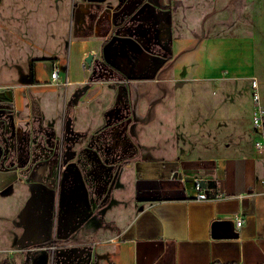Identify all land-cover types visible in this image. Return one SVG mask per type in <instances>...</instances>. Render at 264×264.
Here are the masks:
<instances>
[{
    "label": "rangeland",
    "instance_id": "obj_1",
    "mask_svg": "<svg viewBox=\"0 0 264 264\" xmlns=\"http://www.w3.org/2000/svg\"><path fill=\"white\" fill-rule=\"evenodd\" d=\"M40 1L21 0L30 9L22 6L14 20L9 0H0V169H12L24 185L46 153L63 148L67 167L83 148L94 156L92 171L101 182L94 194L97 201L102 196V210L121 182V148L129 158L224 156L246 152L261 137L250 121V87L201 53L215 27L198 24L194 43L178 47L187 34L183 0ZM211 48L215 54V44ZM90 52L94 59L83 65ZM56 69L64 76L52 81ZM257 80L264 94V52ZM42 98L50 106L58 99L64 108L63 133L37 114ZM22 134H29L25 156L15 148ZM53 193L52 218L48 201H39L48 195L37 193L35 208L29 206L32 214L37 210L34 226L0 231V264H73L62 246H51L50 253L36 248L26 260L25 234L27 244L49 243L67 223L57 216V188ZM71 211L65 205L66 218Z\"/></svg>",
    "mask_w": 264,
    "mask_h": 264
},
{
    "label": "crops",
    "instance_id": "obj_2",
    "mask_svg": "<svg viewBox=\"0 0 264 264\" xmlns=\"http://www.w3.org/2000/svg\"><path fill=\"white\" fill-rule=\"evenodd\" d=\"M20 1L9 0L14 20V13L22 6L30 9ZM30 2L42 6L40 0ZM183 3L187 34L177 42L178 47L194 43L193 32L198 24L201 28L215 27V37L207 36L202 41L201 53L207 59L212 54L218 67L235 71L250 87L251 121V79H257V60L264 52V0ZM180 4L176 1L174 6ZM214 44L215 54L209 51ZM63 76L60 73V78ZM52 101L50 106V101L42 98L37 114L45 124H53L56 132L60 128L63 133L66 113L58 106V99ZM102 112L104 115L106 108ZM62 133H56V137H62ZM52 155L48 152L43 159L58 180L64 162L62 151H58L57 160ZM120 175L112 200L101 210L107 224L93 215L57 243L73 258L78 256L76 264H88L89 260L93 264H264V150L252 145L244 153L224 156L136 157L123 164ZM21 178L10 168L0 169V231H26L35 224V213L29 207L35 193L28 180L26 193ZM200 178L215 180V187H201L205 199L197 198L196 182ZM7 188L9 192H4ZM39 193L42 197L48 195L39 201H48L50 192L43 189ZM239 218L243 221L237 226ZM50 247L39 246L49 253ZM86 252L89 260L80 262Z\"/></svg>",
    "mask_w": 264,
    "mask_h": 264
},
{
    "label": "flooded vegetation",
    "instance_id": "obj_3",
    "mask_svg": "<svg viewBox=\"0 0 264 264\" xmlns=\"http://www.w3.org/2000/svg\"><path fill=\"white\" fill-rule=\"evenodd\" d=\"M28 136L29 134H22L21 135L22 143H18L17 142L18 134H17V141L15 140V142H17V145L15 144V148L17 146L16 150L21 155H24V156L27 151L26 142H27ZM49 138H52V137L49 135ZM60 150L62 151V158H61V163H62L64 160V150L63 148ZM58 151L59 150H56L55 152L53 151V155L54 156L56 155L55 158L57 157ZM127 154H128V149L121 148L120 156L121 157L123 156L121 159L123 161V164H125L128 159H131L129 158ZM75 156H76V159L73 160L67 167H65L66 165L62 166V170H63V167H65V169L63 170V173L58 180H57L56 172H53V170H51L49 167L47 168V166L45 165L44 159L41 160V162L38 163V165H36V172H37L36 175H33V174L30 175L31 178H29L30 179L29 181L32 187V194L39 193V190L41 191L43 189L52 194L53 193L52 191L55 192L57 188V197L59 199V205L57 208V216L60 213L62 216L63 223H65V221L67 223L64 224V226H62L63 228L62 231H58L56 228L53 234V239L50 240L51 242L49 243L47 240L45 241L39 240L33 244H27L28 236L27 234H25L23 241L25 242V245H26L25 247L27 249L26 252L28 254L26 256V260H28L29 256L31 255V251L36 249L35 247L39 248V246H42L43 244H51V246L55 248L59 246L57 245L59 241L63 240L65 236L68 237L72 233V231L76 230L78 226L85 223L86 220H88L91 216L93 215L96 216L98 220H99V217H102V211L99 210V207H101V204H102L100 201L102 196L99 197L100 200L97 201L95 198V194H94V192L97 189L98 183H101V182H97L96 173L92 171V168L95 163L94 156H92L89 151H86V149H83V148H79ZM88 156L90 157L89 160H87ZM83 157H85L86 160H83L85 159ZM33 181L36 183L34 184ZM38 181L41 184H38L37 183ZM71 192L75 193V196H74L75 198H73L72 200L70 197ZM33 198H32L31 205L35 208V204H34L35 200ZM61 199H62V212L60 211ZM65 205L71 207L72 209L71 214L68 215L67 218L65 217V214H64ZM35 213H37V210L35 211ZM73 226H76L75 229L70 231L73 228ZM31 237H34V236H31ZM86 254L87 255L81 256L80 262L82 261L87 262L89 260L87 259L88 252H86ZM70 255H71L72 263L76 264L75 262L78 256L73 258L72 253H70ZM88 264H93V262L89 260Z\"/></svg>",
    "mask_w": 264,
    "mask_h": 264
},
{
    "label": "built area",
    "instance_id": "obj_4",
    "mask_svg": "<svg viewBox=\"0 0 264 264\" xmlns=\"http://www.w3.org/2000/svg\"><path fill=\"white\" fill-rule=\"evenodd\" d=\"M50 76L52 81H57L60 78L59 70H53ZM65 82H68L67 77L65 79ZM251 87L253 100L251 122L254 130L261 135L259 139L254 140L253 145L258 150H264V97L261 95V92L259 90V83L255 77L251 79ZM196 189L198 190V199L207 198L206 193L204 191H201V185L199 182H196ZM242 221L243 220L241 218L237 219L236 225L240 226Z\"/></svg>",
    "mask_w": 264,
    "mask_h": 264
},
{
    "label": "water",
    "instance_id": "obj_5",
    "mask_svg": "<svg viewBox=\"0 0 264 264\" xmlns=\"http://www.w3.org/2000/svg\"><path fill=\"white\" fill-rule=\"evenodd\" d=\"M94 59V53L90 52L88 53V55L85 56L84 58V64H90L92 62V60ZM198 182L200 183L201 187H215V180L214 179H204V178H200L198 179ZM54 192V191H53ZM52 199H54V193L49 195V199H48V217L52 218L50 215V207L52 204Z\"/></svg>",
    "mask_w": 264,
    "mask_h": 264
},
{
    "label": "trees",
    "instance_id": "obj_6",
    "mask_svg": "<svg viewBox=\"0 0 264 264\" xmlns=\"http://www.w3.org/2000/svg\"><path fill=\"white\" fill-rule=\"evenodd\" d=\"M128 160H129V159H128ZM128 160H127V161H128ZM127 161H126V162H127ZM99 220H100V222H102L103 224H107V223L104 221V219H103L102 217H99Z\"/></svg>",
    "mask_w": 264,
    "mask_h": 264
}]
</instances>
